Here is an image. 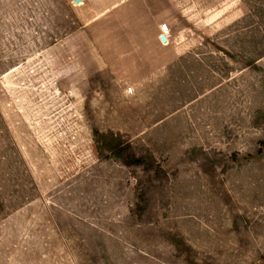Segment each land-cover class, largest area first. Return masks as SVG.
I'll return each instance as SVG.
<instances>
[{
	"label": "rangeland",
	"instance_id": "rangeland-1",
	"mask_svg": "<svg viewBox=\"0 0 264 264\" xmlns=\"http://www.w3.org/2000/svg\"><path fill=\"white\" fill-rule=\"evenodd\" d=\"M261 142L264 0H0V264H264Z\"/></svg>",
	"mask_w": 264,
	"mask_h": 264
},
{
	"label": "built area",
	"instance_id": "built-area-1",
	"mask_svg": "<svg viewBox=\"0 0 264 264\" xmlns=\"http://www.w3.org/2000/svg\"><path fill=\"white\" fill-rule=\"evenodd\" d=\"M159 30H160L161 34H162L165 38H167V36L169 35V28L167 27V25H166L165 23H163V24H161V25L159 26ZM165 38H164V39H165Z\"/></svg>",
	"mask_w": 264,
	"mask_h": 264
},
{
	"label": "bare ground",
	"instance_id": "bare-ground-1",
	"mask_svg": "<svg viewBox=\"0 0 264 264\" xmlns=\"http://www.w3.org/2000/svg\"><path fill=\"white\" fill-rule=\"evenodd\" d=\"M163 38H165L163 35H160V40L161 41H163V42H167L168 40H167V38H165V39H163Z\"/></svg>",
	"mask_w": 264,
	"mask_h": 264
},
{
	"label": "trees",
	"instance_id": "trees-1",
	"mask_svg": "<svg viewBox=\"0 0 264 264\" xmlns=\"http://www.w3.org/2000/svg\"><path fill=\"white\" fill-rule=\"evenodd\" d=\"M259 145H260V149L264 151V142H261Z\"/></svg>",
	"mask_w": 264,
	"mask_h": 264
},
{
	"label": "water",
	"instance_id": "water-1",
	"mask_svg": "<svg viewBox=\"0 0 264 264\" xmlns=\"http://www.w3.org/2000/svg\"><path fill=\"white\" fill-rule=\"evenodd\" d=\"M164 39V38H163Z\"/></svg>",
	"mask_w": 264,
	"mask_h": 264
}]
</instances>
